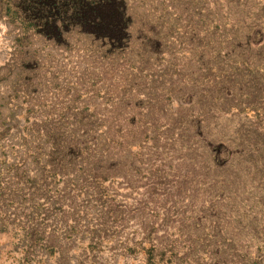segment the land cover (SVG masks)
<instances>
[{
	"label": "rangeland",
	"instance_id": "1",
	"mask_svg": "<svg viewBox=\"0 0 264 264\" xmlns=\"http://www.w3.org/2000/svg\"><path fill=\"white\" fill-rule=\"evenodd\" d=\"M0 264H264V0H0Z\"/></svg>",
	"mask_w": 264,
	"mask_h": 264
},
{
	"label": "trees",
	"instance_id": "2",
	"mask_svg": "<svg viewBox=\"0 0 264 264\" xmlns=\"http://www.w3.org/2000/svg\"><path fill=\"white\" fill-rule=\"evenodd\" d=\"M82 18L84 19H81V21L83 20V24L87 27H89L90 29H93V30H96V31H100L102 33H110V28H107L104 24L102 23H99V22H96L95 20L93 19H88L86 17H83L82 15Z\"/></svg>",
	"mask_w": 264,
	"mask_h": 264
}]
</instances>
